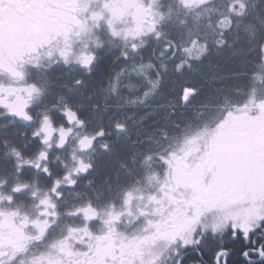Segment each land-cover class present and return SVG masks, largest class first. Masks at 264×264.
<instances>
[{
    "label": "snow or ice",
    "instance_id": "1",
    "mask_svg": "<svg viewBox=\"0 0 264 264\" xmlns=\"http://www.w3.org/2000/svg\"><path fill=\"white\" fill-rule=\"evenodd\" d=\"M0 264H264V0H0Z\"/></svg>",
    "mask_w": 264,
    "mask_h": 264
}]
</instances>
